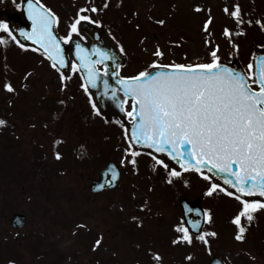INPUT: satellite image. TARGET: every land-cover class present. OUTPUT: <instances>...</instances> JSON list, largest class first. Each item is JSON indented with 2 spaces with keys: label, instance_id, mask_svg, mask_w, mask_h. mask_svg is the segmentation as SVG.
Listing matches in <instances>:
<instances>
[{
  "label": "rangeland",
  "instance_id": "1",
  "mask_svg": "<svg viewBox=\"0 0 264 264\" xmlns=\"http://www.w3.org/2000/svg\"><path fill=\"white\" fill-rule=\"evenodd\" d=\"M19 1L0 0V7ZM38 1L57 13L62 36L79 9L90 5L89 0ZM228 1L95 0L98 11L87 14L102 21L106 39L116 45L114 34L124 45L122 75H134L157 59L167 64L207 60L208 47L215 44L222 60L244 66L264 45V29L256 23L264 21V0ZM232 4L240 5L244 23L230 18ZM209 16L216 30L210 33L212 45L199 32ZM248 20L253 23L244 27ZM223 25L244 29L235 38L238 54L233 46H223ZM157 45L163 57L154 55ZM9 82L13 91L4 87ZM81 83L72 70L62 81L36 51L0 44V118L7 121L0 126V264H207L212 256L227 264H264V209L253 211L251 221L242 217L247 232L237 239L233 218L241 200L220 189L207 194L210 182L192 171L169 182V169L147 152L139 151L133 165L125 151L127 123H117L121 119L111 111L96 114ZM57 151L61 161L54 156ZM108 161L120 166L121 180L114 190L92 194L90 182ZM61 162L70 164L57 168ZM182 197L201 199L204 214L210 210L212 216L209 222L205 214L208 243L192 237L187 251L184 241L173 243L182 235L175 227L182 224ZM14 213L26 216L19 230L9 224Z\"/></svg>",
  "mask_w": 264,
  "mask_h": 264
},
{
  "label": "snow or ice",
  "instance_id": "2",
  "mask_svg": "<svg viewBox=\"0 0 264 264\" xmlns=\"http://www.w3.org/2000/svg\"><path fill=\"white\" fill-rule=\"evenodd\" d=\"M26 3L31 29H13L9 21L0 19V30L4 33L0 35V44L14 42L22 49L29 48L30 45L22 43L18 38L23 36L39 45L35 50L47 57L53 68L63 65L82 76L80 87L87 93L93 111L102 115L99 101L94 98L92 89L98 86L101 74H109V65L105 62L112 61L113 56L109 49L95 44L89 52L81 42L88 39L82 32L81 22L97 25L102 23L86 14L89 11L97 12L98 9L95 6L80 8L69 25L67 34L60 36L54 30V26L59 23L56 12L42 4L37 6L35 0H26ZM16 7L20 8L21 3H17ZM199 9L200 6L197 5V10ZM224 11L229 12L227 5ZM230 15L236 18L238 24L244 23L238 4ZM158 23L164 24L165 21L160 20ZM211 23L212 17L209 16L203 25L205 32L209 31ZM247 23L252 24L253 21L248 20ZM256 23L264 29V21L257 20ZM243 32L244 29L241 28L238 34ZM223 34L231 37L232 32L225 27ZM74 36L80 39H74ZM112 39L116 41L119 52L125 53L124 45L114 34ZM65 42H74L75 56L79 63L75 59L66 58ZM205 43L212 45L211 40L206 39ZM233 48L238 54L239 45L233 42ZM91 53H95L97 59H93ZM219 53L220 45L215 44L209 48L207 60L197 58L196 62L172 61L162 64L157 59L134 75L121 76L118 70H113L111 74L116 76L118 87L104 79V95L116 101L115 107L119 112L131 119L130 128L126 126L123 133L128 140L129 147L125 151L131 153V163L136 165L135 157L139 155V150L133 149L132 144L147 145L156 153H167L182 170H194L208 180L210 187L207 194L220 189L229 196H236L241 200L242 208L234 216L233 222L239 226L237 239H243L241 234L246 229L241 223L242 217L251 221L253 211L264 209V200H249L237 196L228 187L214 182L211 173L215 171L217 175L223 174L221 178L225 184L231 185L240 193H258L264 197V45H260V51L254 52L244 66L222 60ZM154 55L163 57L165 53L157 45ZM101 63L104 67L98 69L96 66ZM119 68L120 64L117 63L116 69ZM60 76L63 81L66 73L61 71ZM4 87L9 91L14 90L10 82L5 83ZM62 87L67 85L63 84ZM118 92L122 94L119 97ZM116 122L125 123L123 120ZM6 123V120L0 118V126ZM183 145L189 146L187 150ZM55 156L60 158L61 153L57 151ZM155 162L169 169V182L172 177L181 175V171L170 168L165 159L157 156ZM116 175L115 172L112 173L113 178ZM205 214L210 222V210H205ZM187 223L192 228L200 225V221L195 219ZM175 227L182 235L177 236L173 243L185 241L191 244L193 238L189 228L183 224ZM211 235L215 236L216 233L213 231ZM199 239L208 243L203 234ZM101 240L102 237L97 239L94 247L99 246ZM156 259H160L159 253L156 254ZM9 264L15 262L9 261Z\"/></svg>",
  "mask_w": 264,
  "mask_h": 264
},
{
  "label": "water",
  "instance_id": "3",
  "mask_svg": "<svg viewBox=\"0 0 264 264\" xmlns=\"http://www.w3.org/2000/svg\"><path fill=\"white\" fill-rule=\"evenodd\" d=\"M37 6H39L38 3H37ZM2 17H5L6 20L9 21V23L13 29H19V28H24V29H28V30L31 29V21L28 18L26 0L21 1V9L19 12H14L10 8L0 10V19ZM81 24H82V32L84 33V35H86L88 37V44L83 43L84 47L89 49V52H91V46L93 44H95L99 47H104L106 49H109L111 51V55L113 56L112 61L105 62L109 65V74L107 76H104L103 74H101V79L98 82V86L95 89H92V91L94 92L95 99L99 101L98 106L101 108V110L103 112H105L107 110V108L110 107L120 117L125 118L124 114L120 113L119 110L115 107L116 101L111 100V98L109 96L104 95V87H103V80L104 79H108L111 84L118 87L117 78H116V76L112 75L111 73L113 70H118V69H116V65H117V63H119V64L121 63L122 58L116 53L115 48L112 44L105 42V40L102 36V33L98 28H96L95 26L90 25L86 22H82ZM18 38L21 40L22 43H26V44L34 47V48L39 47V45H36L33 41L26 40V38L23 36H18ZM69 51H71L75 60H77V62L79 63V59L75 56L74 42H71L70 45H67V47H66V58H68V52ZM91 55H92L93 59H97L95 53H91ZM59 69L61 71H64L65 73H67L69 68L62 65L59 67ZM117 95L119 97L122 94L118 92ZM130 126H129V128H130ZM133 145L136 148L149 150V151L155 153L156 155L165 158L168 162L173 164L175 167L180 168V165L177 162L172 161L170 159V157L167 156V153H156L154 149L149 148L147 145H137L135 143H133ZM182 147L185 150H187V148L189 146L183 145ZM204 170L207 171L206 169H204ZM113 172H115L117 174L115 176V178H113V176H112ZM211 175H213V177L216 180H218L221 184H223L225 187H228V189H232L233 191H235L237 194H239L240 196H242L244 198L259 197L262 200H264V197H261L258 193L251 194V195L247 194V193H240V192H238L237 189L232 188L231 185H226L224 180L221 178V176L223 174L217 175V173L214 171L213 173H211ZM118 180H119V170L115 164L110 162L100 172L99 179L92 181L91 190L93 192H99V191H102L104 189L114 188L117 185ZM180 204H181L182 209H183V218H184L185 224L187 225V227L189 228V230L191 232L199 233L201 225L203 223V214H202L201 208L198 205V201H196L195 203H189L186 200H182L180 202ZM192 209H199L200 211L199 212L191 211ZM193 219L200 221L199 227L192 228L191 225H189L187 223V221L193 220ZM11 224L15 227L22 226L24 224V216L20 215V214L15 215ZM210 264H223V263L220 259L214 258V259H212Z\"/></svg>",
  "mask_w": 264,
  "mask_h": 264
}]
</instances>
